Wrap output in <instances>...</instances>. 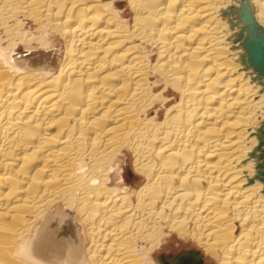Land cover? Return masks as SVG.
Segmentation results:
<instances>
[{"label":"bare ground","instance_id":"obj_1","mask_svg":"<svg viewBox=\"0 0 264 264\" xmlns=\"http://www.w3.org/2000/svg\"><path fill=\"white\" fill-rule=\"evenodd\" d=\"M126 3L0 0V264H264L246 25L231 0ZM173 235L194 249L159 256Z\"/></svg>","mask_w":264,"mask_h":264},{"label":"water","instance_id":"obj_2","mask_svg":"<svg viewBox=\"0 0 264 264\" xmlns=\"http://www.w3.org/2000/svg\"><path fill=\"white\" fill-rule=\"evenodd\" d=\"M242 2L243 4H241L238 11L237 9L231 10L233 14L237 13L240 21L246 25V36L243 38V31H240L237 39H243V47L246 51L247 61L250 66L260 76L264 77V29L254 19L249 0H242ZM262 157L259 174L264 177V152Z\"/></svg>","mask_w":264,"mask_h":264},{"label":"rangeland","instance_id":"obj_3","mask_svg":"<svg viewBox=\"0 0 264 264\" xmlns=\"http://www.w3.org/2000/svg\"><path fill=\"white\" fill-rule=\"evenodd\" d=\"M238 1H242V0H231V6L229 8V12H231L232 9H239L241 4L238 3ZM252 3H253V0H251ZM119 2V7L122 8V9H127V3H126V0H118ZM254 5V3H253ZM254 8H255V5H254ZM232 14V13H231ZM255 15H256V8H255ZM231 19L235 20L236 22H238V16L237 15H234L231 17ZM240 29H241V25L238 26ZM239 32V31H238ZM233 33V32H232ZM237 33H234V38H233V45H240V42L236 41L237 40V36H236ZM239 43V44H238ZM40 53V54H39ZM39 55L37 56L38 58H50V59H56L58 56L52 52H48V53H44V52H38L36 53L35 55ZM42 56V57H41ZM264 125V119L259 123V127ZM264 152V147L262 148V150H260L258 152V154H263ZM260 162L262 163V159H260ZM127 165V166H126ZM125 165V169L124 170V177L126 180H129V182L131 181L132 183L134 182H139V177L137 175H135V172L133 170V158L132 156L129 154V157H128V160H127V163ZM135 184V183H134ZM187 244V245H186ZM188 246V247H187ZM193 246L189 243H186L185 241L179 239L177 236L173 235V236H168L167 238V242L164 244L162 250L159 251V256H161L162 254H178L182 251H191L193 250ZM196 250V249H195ZM177 252V253H176ZM207 258V257H206ZM206 264H213L212 262H210L209 259H206Z\"/></svg>","mask_w":264,"mask_h":264}]
</instances>
